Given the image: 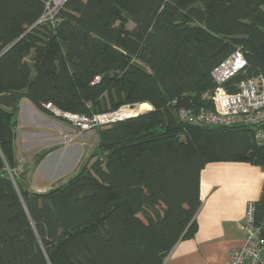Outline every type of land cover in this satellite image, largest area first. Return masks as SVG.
Returning a JSON list of instances; mask_svg holds the SVG:
<instances>
[{
    "label": "trees",
    "instance_id": "1",
    "mask_svg": "<svg viewBox=\"0 0 264 264\" xmlns=\"http://www.w3.org/2000/svg\"><path fill=\"white\" fill-rule=\"evenodd\" d=\"M48 5L0 0V94L27 90L14 110L0 106V264H163L197 229L208 164L264 168L252 128L178 114L213 106L212 71L237 48L244 77L264 76V0H65L53 17ZM22 97L87 118L152 107L101 128V156L36 192L14 174L11 115ZM254 204L264 235V187Z\"/></svg>",
    "mask_w": 264,
    "mask_h": 264
},
{
    "label": "crops",
    "instance_id": "2",
    "mask_svg": "<svg viewBox=\"0 0 264 264\" xmlns=\"http://www.w3.org/2000/svg\"><path fill=\"white\" fill-rule=\"evenodd\" d=\"M34 107L39 115L46 114ZM263 178L264 168L247 162L208 164L201 174L202 203L195 216L197 229L175 244L163 264H229L232 250L245 242L240 223L245 219L249 202L259 198Z\"/></svg>",
    "mask_w": 264,
    "mask_h": 264
},
{
    "label": "rangeland",
    "instance_id": "3",
    "mask_svg": "<svg viewBox=\"0 0 264 264\" xmlns=\"http://www.w3.org/2000/svg\"><path fill=\"white\" fill-rule=\"evenodd\" d=\"M61 2H58V6ZM48 7L46 15H53L55 7ZM128 25L134 26L131 22ZM25 101L23 97L19 100L17 110L11 115V123L15 132L14 144L18 164L14 174L18 176L24 172L30 190L46 192L59 186L78 172L91 156H101L99 130L110 122L102 118L93 120L86 117H79L75 121L72 118L74 114H65L58 109H48L45 115H39L34 105ZM124 107L136 108L137 105ZM146 111L148 110H144ZM54 136H59L60 139ZM53 141L58 144L55 145ZM47 149L53 150L39 164H34L35 156ZM11 174L13 177L12 172Z\"/></svg>",
    "mask_w": 264,
    "mask_h": 264
},
{
    "label": "built area",
    "instance_id": "4",
    "mask_svg": "<svg viewBox=\"0 0 264 264\" xmlns=\"http://www.w3.org/2000/svg\"><path fill=\"white\" fill-rule=\"evenodd\" d=\"M59 1H62V4L65 0ZM58 2H54L55 8ZM50 16L53 17V15ZM246 66V56L241 48H237L212 71L216 86L212 92L204 94V99L211 100L213 106L197 109L181 108L178 112L180 118L202 126L251 127L254 130L256 143L264 145V76L244 77ZM241 73L243 77L234 81V78ZM46 108L58 109L51 103H48ZM116 112L95 115L93 120L102 118L107 122L116 121L119 118ZM79 117L84 116L78 115ZM240 228L245 233V242L241 247L232 250L229 264H264L263 228L256 222L253 201L247 206L246 216L240 223Z\"/></svg>",
    "mask_w": 264,
    "mask_h": 264
},
{
    "label": "water",
    "instance_id": "5",
    "mask_svg": "<svg viewBox=\"0 0 264 264\" xmlns=\"http://www.w3.org/2000/svg\"><path fill=\"white\" fill-rule=\"evenodd\" d=\"M19 94H27V90H23V91H20L18 93L0 94V106L6 108L8 110H14L16 107V101H17ZM127 106H129V105H127ZM147 110H149V109H147ZM141 113H144V111H136L132 114L130 113L126 116L119 117L118 119H124V118H128L131 116H136V115H139Z\"/></svg>",
    "mask_w": 264,
    "mask_h": 264
},
{
    "label": "bare ground",
    "instance_id": "6",
    "mask_svg": "<svg viewBox=\"0 0 264 264\" xmlns=\"http://www.w3.org/2000/svg\"><path fill=\"white\" fill-rule=\"evenodd\" d=\"M146 109H151V106L149 104H140V105H137V107H131V108H122L121 111L118 112V114L116 115L117 118L118 117H123V116H126L128 115L129 113H134L136 110L137 111H144ZM72 115V114H71ZM72 118H74V120H78V117L76 116H72ZM75 120V121H76Z\"/></svg>",
    "mask_w": 264,
    "mask_h": 264
}]
</instances>
